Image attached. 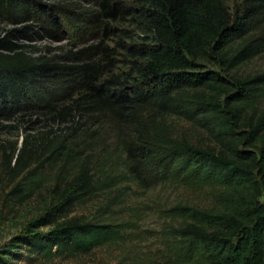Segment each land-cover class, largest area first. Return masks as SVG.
<instances>
[{
    "label": "trees",
    "instance_id": "1",
    "mask_svg": "<svg viewBox=\"0 0 264 264\" xmlns=\"http://www.w3.org/2000/svg\"><path fill=\"white\" fill-rule=\"evenodd\" d=\"M134 2L87 0L93 4L89 7L82 0H0L1 19L31 21L0 37V50L8 52L0 51V115L32 110L64 117L88 114L95 123L108 120L118 129L125 181L143 187L170 181L213 188L210 205L178 202L164 209L172 219L163 235L167 264H264V70L235 75L237 90L231 92L230 79L202 63L237 73L264 54V0H239L233 10L227 0ZM128 16L139 20L144 41L135 47L136 77L118 84L104 77L97 61L88 60L100 44L73 53L77 59L71 63L60 55H35V45L16 40L21 35L45 38L62 21L85 35L83 40L93 39L108 30L107 20ZM69 100L74 104H62ZM171 117L192 122L203 136L194 140L174 133ZM73 136V145L63 137L53 150L50 135L36 139L42 144L26 139L9 155L10 163L15 158L10 164L14 177L21 180L8 197L31 195L22 184L46 150L63 161L57 186L65 187L62 201L33 223L47 230L18 235L0 249V264L24 257L32 262L72 258L122 236L125 222L70 215L75 204L101 191L120 190L119 173L106 171L101 162L95 169L92 154L75 150L80 142H96L100 133ZM68 163L76 171L65 179ZM115 205L108 202L103 208Z\"/></svg>",
    "mask_w": 264,
    "mask_h": 264
},
{
    "label": "rangeland",
    "instance_id": "2",
    "mask_svg": "<svg viewBox=\"0 0 264 264\" xmlns=\"http://www.w3.org/2000/svg\"><path fill=\"white\" fill-rule=\"evenodd\" d=\"M129 5H135L134 1L127 0ZM239 0H227L231 10L235 8ZM83 5L92 7L93 4L82 0ZM137 18L132 16L121 17L117 20H107L108 30H101L95 38L83 40L85 35H79L76 30L62 21L58 30L45 38L29 40L25 35L16 39L19 42L35 45V55L52 57L63 56V62L74 63L77 58L73 53L89 47L99 45L100 48L88 53L89 61H97L104 71V77L119 83L128 81V78L136 77L132 70V62L139 59L135 47L144 41L140 24ZM29 22L19 24L9 23L0 18V37L9 36L14 29H22ZM34 49V48H33ZM3 53L7 51L0 50ZM31 52V51H30ZM207 70L222 73L230 79V91L237 90L235 75L255 74L264 70V54L245 63L237 73L222 70L212 62H202ZM131 80V79H130ZM75 95H80L78 92ZM63 105L74 104L69 100ZM264 106V99H263ZM174 133H187L194 140L203 136V130L194 126L192 122L178 117L169 119ZM97 130L100 138L93 144H78L76 151L84 148L85 154H92L96 161L95 169L100 162L104 163L106 171L119 173L116 178L120 190L116 192L101 191L98 196L83 203H77L70 215H87L89 218L102 216L107 222H125V230L122 236L115 241L94 248L91 252L72 258L37 259L35 262L24 257L14 262L15 264H167L163 260L165 237L167 226L172 222L166 216L164 209L178 203L189 202L193 204L210 205L212 203V187H187L170 181L158 182L152 186L143 187L136 182L125 181L123 174H127L123 165L124 158L117 149L118 129L108 120L95 123L87 114L74 117L63 114H50L32 110L13 112L6 111L0 115V249L15 239L18 235L29 234L37 230H47L48 227L37 228L33 223L44 215L49 207L59 204L63 199L65 184L58 188L57 182L63 168V161L55 158L49 150L58 149L60 139L68 137L69 142L74 143L73 134L80 135L82 139L91 131ZM51 137L50 149L46 150L31 168L36 170L29 174L22 184L23 192L31 195L8 197L11 187L21 180L15 178L11 166L15 162L9 155L19 150L23 142L28 139L33 144L41 143ZM77 138V137H76ZM36 139L40 140L37 141ZM72 141V142H71ZM73 145V144H72ZM106 159V160H105ZM105 160V161H104ZM76 166L68 163L65 179L74 175ZM128 175V174H127ZM70 178V177H69ZM64 181V180H63ZM117 187L115 189H117ZM261 200L264 202V189ZM116 202L109 211L103 206L106 203ZM104 212H107L104 214Z\"/></svg>",
    "mask_w": 264,
    "mask_h": 264
}]
</instances>
